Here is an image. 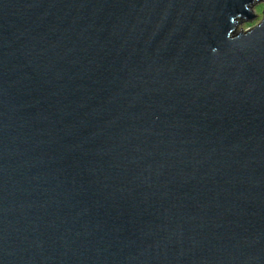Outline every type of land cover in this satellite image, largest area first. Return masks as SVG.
<instances>
[{
    "label": "water",
    "instance_id": "obj_1",
    "mask_svg": "<svg viewBox=\"0 0 264 264\" xmlns=\"http://www.w3.org/2000/svg\"><path fill=\"white\" fill-rule=\"evenodd\" d=\"M264 0H0V264H264Z\"/></svg>",
    "mask_w": 264,
    "mask_h": 264
},
{
    "label": "rangeland",
    "instance_id": "obj_2",
    "mask_svg": "<svg viewBox=\"0 0 264 264\" xmlns=\"http://www.w3.org/2000/svg\"><path fill=\"white\" fill-rule=\"evenodd\" d=\"M264 9V3H258L256 4L253 8L252 11L254 14L259 15V17L254 18L252 21H246L243 22L237 29V32L241 31V30H249L251 28H253L254 26H256L262 19V12Z\"/></svg>",
    "mask_w": 264,
    "mask_h": 264
}]
</instances>
